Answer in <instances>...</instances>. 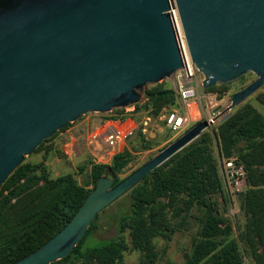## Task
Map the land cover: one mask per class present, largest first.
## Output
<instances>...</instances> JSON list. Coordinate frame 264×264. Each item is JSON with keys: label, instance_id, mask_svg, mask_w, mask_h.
Masks as SVG:
<instances>
[{"label": "water", "instance_id": "95a60500", "mask_svg": "<svg viewBox=\"0 0 264 264\" xmlns=\"http://www.w3.org/2000/svg\"><path fill=\"white\" fill-rule=\"evenodd\" d=\"M202 88L247 73L226 110L264 86V0H173ZM171 0H0V185L39 144L86 113L145 100L183 67ZM172 90L158 93L168 95ZM196 123L113 186L109 169L53 237L12 264L67 256L97 215L210 127Z\"/></svg>", "mask_w": 264, "mask_h": 264}, {"label": "trees", "instance_id": "16d2710c", "mask_svg": "<svg viewBox=\"0 0 264 264\" xmlns=\"http://www.w3.org/2000/svg\"><path fill=\"white\" fill-rule=\"evenodd\" d=\"M229 86L230 83L217 84L203 91L223 95ZM166 90L160 83L146 90L143 107H150L157 116L171 106L173 91L157 96ZM255 98L264 107V91L258 92ZM133 109L138 110L139 105ZM71 124L43 140L32 153L55 150L53 139ZM141 141L146 147V140ZM130 159L131 154L123 150L109 164L90 162L89 180L81 185L72 174L51 178L43 162L24 163L23 158L0 185V264L18 261L53 237L73 217L106 169L115 186L123 180L119 175ZM231 159L243 168L247 186L239 193L244 223L236 226L242 252L236 240L230 238L231 225L225 217L213 213L209 204V198L223 190L220 165ZM124 195L127 201L116 218L115 237L96 239L98 214L73 250L51 264H117L128 248L123 240L127 227L131 248L141 253L139 264H152L156 255L151 239L162 230L170 229V220L180 217L184 220L194 206L207 208L209 212L201 221L192 251L183 264H200L205 260L240 264L242 256L250 258L252 264H264V115L248 103L238 106Z\"/></svg>", "mask_w": 264, "mask_h": 264}, {"label": "rangeland", "instance_id": "374dc122", "mask_svg": "<svg viewBox=\"0 0 264 264\" xmlns=\"http://www.w3.org/2000/svg\"><path fill=\"white\" fill-rule=\"evenodd\" d=\"M202 78L203 76L196 71L195 76L185 83L184 87L189 91L187 97L191 101L188 105L182 101L180 94L177 92L179 80L172 75L169 79L160 82V86L163 89L174 92V103L171 106L162 109L155 116L150 107H143L142 103L145 101L143 98V101L138 104L139 109L133 110L130 113L136 122V128L126 140L124 150L131 154V159L126 164L122 174L119 175L120 179L126 178L139 169L156 156L164 147L176 140L198 122L208 120L211 117L214 118V124L205 130L209 131L227 114L232 113L238 106L245 103L252 105L264 115V107L255 98L258 92L264 91V86L238 106L232 108L230 111L226 110L232 94L241 91L256 79L253 74L247 73L238 80L230 83L227 93L223 95L216 92L205 93L201 85ZM158 84H148L145 90L151 89ZM171 110H177L185 116V122L177 132L170 130L162 120H158L160 115L166 114ZM119 113L122 114L123 111L112 110L109 113L102 114L86 113L70 125L72 128L70 134L73 140H66L69 143L67 146L62 148L60 140L53 139L52 144L55 150L45 153V150L42 149L38 152L30 153L24 157V163L36 164L43 162L49 177L55 178L64 174H72L79 184H84L89 180L90 162L94 163V156L100 153L90 143L89 136L96 126L101 125L110 116ZM146 118H149V122L144 126L143 121ZM143 129L145 131H142ZM142 138L146 140V147H144L141 141ZM45 145H48V143ZM110 162L111 160L106 164ZM220 166L223 190L211 196L209 198V204L211 205V211L213 213L215 211L219 216L225 217L231 225L232 232L230 238L236 240L238 250L242 252L243 246L238 240L236 226H242L244 223V217L239 210V193L246 190L247 186L244 181V176L239 179H229L225 174L224 162ZM126 201V195H122L99 213L97 229L95 231L97 240L110 239L117 235L115 226L116 218L122 213ZM208 212L209 210L207 208L194 206L184 220L181 217L170 220V229L162 230L160 235L151 239L153 252L156 255L152 264H183L192 251L201 221L206 217ZM123 240L128 248L122 253V257L117 264H139L141 253L131 248L129 227L123 232ZM200 264L216 263L212 260H205ZM240 264H252V261L250 258L242 256Z\"/></svg>", "mask_w": 264, "mask_h": 264}, {"label": "built area", "instance_id": "2783aa9c", "mask_svg": "<svg viewBox=\"0 0 264 264\" xmlns=\"http://www.w3.org/2000/svg\"><path fill=\"white\" fill-rule=\"evenodd\" d=\"M169 15L177 34L178 46L183 62V67L174 74L177 80H179L177 92L180 94L182 101L188 105L191 102L188 99L189 97H187L189 91L186 90L184 86L187 81H190L192 77L195 76L196 70L194 69L187 53L173 0H171L170 3ZM122 110L125 113H131L134 109L133 107H130ZM129 120L130 119L126 118V115L118 117L114 116V118H108L101 125L94 128L89 136V141L95 146L96 150L100 152L98 155L94 156V163L106 164L115 154L124 150L127 138L136 128L135 124ZM164 121L165 125L170 130L177 132L182 128V125L185 122V116L180 114L177 110H171L164 117ZM208 121L211 122L210 126L214 124V118L211 117ZM224 169L225 174L229 179H239L244 176L243 168L241 166H236L232 159L224 162Z\"/></svg>", "mask_w": 264, "mask_h": 264}, {"label": "crops", "instance_id": "0c3cea01", "mask_svg": "<svg viewBox=\"0 0 264 264\" xmlns=\"http://www.w3.org/2000/svg\"><path fill=\"white\" fill-rule=\"evenodd\" d=\"M167 114H168V112H167L166 114H162V115H160V117L158 118V120H162L163 122H165V121H164V117H165ZM121 115H124V116L126 115V118L130 119L131 122H132L133 124H135V126H136V122H135L134 118L132 117V116H133L132 114L123 112L122 114L119 113V114H115L114 116H117V117H118V116H121ZM130 120H129V121H130ZM148 122H149V118H146V120L143 121V125L146 126ZM71 129H72V128L69 126V127L66 128L65 130L58 132V134H57L56 137L54 138V140H60V142L62 143V144H61V147H62V148L65 147V146H67V145L69 144V143L66 142V140H68V139H71V141L73 140V139H72L73 137H71V134H70ZM142 131H145V129H143ZM69 142H70V141H69Z\"/></svg>", "mask_w": 264, "mask_h": 264}]
</instances>
